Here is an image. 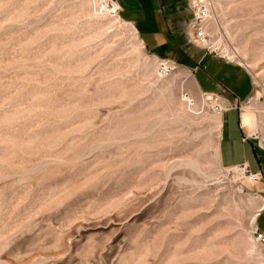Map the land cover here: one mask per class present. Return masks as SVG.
Returning a JSON list of instances; mask_svg holds the SVG:
<instances>
[{"label":"rangeland","instance_id":"1","mask_svg":"<svg viewBox=\"0 0 264 264\" xmlns=\"http://www.w3.org/2000/svg\"><path fill=\"white\" fill-rule=\"evenodd\" d=\"M211 1L223 58L189 42L187 0H119L116 21L0 0V264H264V187L221 154L233 134L264 173L241 126L264 135V0ZM196 77L238 109L216 114Z\"/></svg>","mask_w":264,"mask_h":264},{"label":"built area","instance_id":"2","mask_svg":"<svg viewBox=\"0 0 264 264\" xmlns=\"http://www.w3.org/2000/svg\"><path fill=\"white\" fill-rule=\"evenodd\" d=\"M118 3V0H101L97 7V12L100 15L109 14L122 17L123 9L119 6L117 11L114 4ZM120 5V4H119ZM187 12L189 18L186 21V34L189 38V42L197 47H200L206 51L208 55L218 56L223 58L220 52L221 40L213 32L212 25L217 24V11L215 4L211 0H187ZM160 70L163 75H169L174 71L168 62L162 61L160 63ZM203 97L206 102L212 105L213 111L218 115H223L226 112L238 109V102H232L227 96L226 92L209 93L204 92ZM234 99V97L232 96ZM255 97H250L249 103L255 102ZM261 101V98L259 99ZM263 134L257 133L248 137L250 140L258 141L260 147L264 149ZM230 172L237 175L241 180L246 181L249 185L264 184V174L262 171H253L250 164L244 162L230 169ZM262 213V212H261ZM254 236L259 245L264 247V233L259 227H256Z\"/></svg>","mask_w":264,"mask_h":264},{"label":"crops","instance_id":"3","mask_svg":"<svg viewBox=\"0 0 264 264\" xmlns=\"http://www.w3.org/2000/svg\"><path fill=\"white\" fill-rule=\"evenodd\" d=\"M118 2H119V0H118ZM120 6H121V4H120ZM161 13H163L165 15V18H167V20L170 21L169 17H171L170 16L171 14H169V12H165V9L163 8ZM157 18H158V14H156V16H155V24H154V27H153L152 34L155 37L154 41H155V43L158 44V46L159 45L165 46V44H166L165 31H167V30L169 31V29L173 30V27H169V29H167L168 27H166V26H168V24H166L165 26H161L160 25V21ZM129 20H131L137 26L138 22H137V20L135 18H129ZM138 31H139V29H138ZM139 33L142 36V33L140 31H139ZM167 35H168V33H167ZM143 41H144V43H146L148 45V42L146 41V39L144 37H143ZM237 78H238L237 80L239 82L238 85H239V87H241L242 79L239 77V74H237ZM247 81L249 82V79H247ZM196 83L199 86V89L202 90V92H205V90L201 87L197 77H196ZM209 93H214V92H209ZM250 93H251V90H250L249 94H247L245 97H248L250 95ZM239 99L240 98L238 97V95L237 96L235 95L234 102H238L239 103V101H240ZM242 118H243V116H241V124H242L241 126H242V128H244V129L247 128L248 129L247 131L251 132V134H252L253 132H252L251 127H244V126H247V125H244ZM232 136H233V134L229 133V135H228V139H230L229 143L224 148L221 147V154H222L224 163L227 164L228 166H231V165H239V164H242L245 161H247V163H249L251 167H254V168L257 167L256 164H255V159L253 158V156H251L252 155L251 152L249 150H247L243 145L240 146L232 138ZM249 137H250V135H249ZM255 170L262 171L260 169H255ZM262 186L264 187V184H262ZM262 192H263V194L261 196L264 198V191H262ZM262 213H264V210L262 211Z\"/></svg>","mask_w":264,"mask_h":264},{"label":"bare ground","instance_id":"4","mask_svg":"<svg viewBox=\"0 0 264 264\" xmlns=\"http://www.w3.org/2000/svg\"><path fill=\"white\" fill-rule=\"evenodd\" d=\"M95 2H96V8H95V11H96V13L98 14V15H100L98 12H97V7H98V5H99V3L101 2V0H95ZM114 6H115V10L117 11V9H119V4L118 3H116L115 2V4H114ZM105 16H110V17H112V18H116V19H114L115 21L116 20H118L119 18H120V16L118 15V14H116V15H109V14H104ZM100 16H103V15H100ZM216 26L218 25V24H215ZM215 25L213 26V28L215 27ZM218 27V26H217ZM143 43V42H142ZM225 51H226V49H224V53H225ZM232 55L231 56H229L231 59H236V58H239V55H238V53H237V51L234 49L232 52ZM225 54H228V53H225ZM248 66V65H247ZM250 66V65H249ZM255 134H257V133H252L250 136H253V135H255ZM261 134V133H260ZM263 140H264V137H263ZM251 191V190H250ZM262 208L260 209V211L259 212H262L263 211V209H264V205L263 206H261ZM258 212V213H259ZM256 217H258V215L256 216Z\"/></svg>","mask_w":264,"mask_h":264},{"label":"flooded vegetation","instance_id":"5","mask_svg":"<svg viewBox=\"0 0 264 264\" xmlns=\"http://www.w3.org/2000/svg\"><path fill=\"white\" fill-rule=\"evenodd\" d=\"M264 210V209H263Z\"/></svg>","mask_w":264,"mask_h":264}]
</instances>
